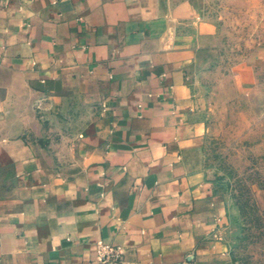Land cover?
Returning <instances> with one entry per match:
<instances>
[{
    "label": "crops",
    "instance_id": "0c3cea01",
    "mask_svg": "<svg viewBox=\"0 0 264 264\" xmlns=\"http://www.w3.org/2000/svg\"><path fill=\"white\" fill-rule=\"evenodd\" d=\"M240 2L0 0V264H224L205 143L264 105Z\"/></svg>",
    "mask_w": 264,
    "mask_h": 264
},
{
    "label": "rangeland",
    "instance_id": "374dc122",
    "mask_svg": "<svg viewBox=\"0 0 264 264\" xmlns=\"http://www.w3.org/2000/svg\"><path fill=\"white\" fill-rule=\"evenodd\" d=\"M249 1L241 0L235 22L223 16L225 39L241 41L258 30L264 0ZM256 107L250 118L224 121L205 143L209 180L232 209L224 264H264V105Z\"/></svg>",
    "mask_w": 264,
    "mask_h": 264
},
{
    "label": "built area",
    "instance_id": "2783aa9c",
    "mask_svg": "<svg viewBox=\"0 0 264 264\" xmlns=\"http://www.w3.org/2000/svg\"><path fill=\"white\" fill-rule=\"evenodd\" d=\"M123 256V248L119 245L99 241L95 259L97 264H115L121 260Z\"/></svg>",
    "mask_w": 264,
    "mask_h": 264
}]
</instances>
